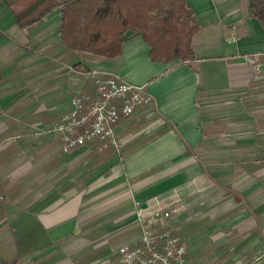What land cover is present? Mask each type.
I'll return each mask as SVG.
<instances>
[{
    "label": "crops",
    "instance_id": "obj_1",
    "mask_svg": "<svg viewBox=\"0 0 264 264\" xmlns=\"http://www.w3.org/2000/svg\"><path fill=\"white\" fill-rule=\"evenodd\" d=\"M16 1V0H10ZM194 57L161 64L138 34L121 55L68 51L58 10L20 27L0 0V264H112L140 236L139 210L171 221L199 264H264V31L245 0H186ZM144 86L152 102L114 126L120 148L62 151L44 133L93 97L87 71Z\"/></svg>",
    "mask_w": 264,
    "mask_h": 264
},
{
    "label": "trees",
    "instance_id": "obj_2",
    "mask_svg": "<svg viewBox=\"0 0 264 264\" xmlns=\"http://www.w3.org/2000/svg\"><path fill=\"white\" fill-rule=\"evenodd\" d=\"M16 23L32 26L58 10L59 37L71 52L106 61L121 55L123 35L138 34L152 62L193 59L199 25L186 0H3ZM264 31V0H245ZM89 70L87 71V73Z\"/></svg>",
    "mask_w": 264,
    "mask_h": 264
},
{
    "label": "built area",
    "instance_id": "obj_3",
    "mask_svg": "<svg viewBox=\"0 0 264 264\" xmlns=\"http://www.w3.org/2000/svg\"><path fill=\"white\" fill-rule=\"evenodd\" d=\"M244 60L251 67L253 77L259 78L264 68V52L246 55ZM86 76L92 83L93 97L82 91L74 93L69 113L44 133L59 139L64 153L82 147H92L97 152L119 150L114 126L151 103L152 97L144 86L131 85L114 74L92 70ZM182 211L178 203L145 213L139 210V238L119 247L117 262L112 264H199L188 258L185 241L171 225Z\"/></svg>",
    "mask_w": 264,
    "mask_h": 264
}]
</instances>
